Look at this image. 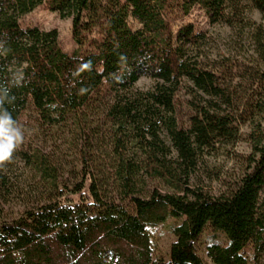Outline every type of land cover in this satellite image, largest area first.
<instances>
[{"label": "trees", "instance_id": "1", "mask_svg": "<svg viewBox=\"0 0 264 264\" xmlns=\"http://www.w3.org/2000/svg\"><path fill=\"white\" fill-rule=\"evenodd\" d=\"M41 6L71 18L75 51L22 26ZM194 8L230 29L238 54L213 56L193 23L175 25ZM251 10L264 15V0H0V92L14 97L0 111L23 135L0 162V264H204V232L212 264H264V26ZM141 76L150 89L134 87ZM69 123L86 168L71 188L53 149ZM241 139L244 172L214 175L225 191L191 184L205 156ZM160 227L173 236L164 254Z\"/></svg>", "mask_w": 264, "mask_h": 264}, {"label": "rangeland", "instance_id": "2", "mask_svg": "<svg viewBox=\"0 0 264 264\" xmlns=\"http://www.w3.org/2000/svg\"><path fill=\"white\" fill-rule=\"evenodd\" d=\"M250 19L262 23L264 26V15L257 10H251ZM22 26L33 25L41 30L55 29L58 34V41L61 49L67 53H72L77 48V43L72 36V21L71 18H61L58 13L51 11L43 6L37 7L31 12L23 15L20 18ZM186 23H193L197 29L204 32L207 36V44L205 50L209 51L213 56L222 55H236L238 51L233 43V35L230 29L222 24L210 25L203 12L198 8H194L186 17L175 23L176 26ZM244 55H250L247 47L244 48ZM154 80L141 76L135 82L134 87L138 90L146 91L152 87ZM177 105V119L179 122H185L186 113L190 110L188 101L191 97L186 93V90H180L176 98ZM92 117V116H91ZM262 130L264 132V121L262 122ZM65 133L59 134L56 140L55 149L56 158L61 166L60 181L62 185L71 188L75 183L80 181L82 174H84L85 164L82 156L83 138H79L74 131V125L68 124ZM252 131V127L248 124L240 127V132L243 138ZM166 142L169 144L168 138L165 136ZM251 152L249 143L243 139L239 140L234 146H227L219 149L214 155L205 156L204 162L199 165L196 173L191 179V184L202 185L213 195H219L226 190V186L222 184V180L215 178L214 175L219 173L220 179L231 180L240 176L245 169L244 162L236 155H248ZM213 177L211 178L210 176ZM20 206L18 203H10L6 207L5 213H16ZM210 233L204 232L196 243V251L204 264H212L210 258L207 256L205 247L209 241ZM155 241L157 248L161 253H165L168 249L173 236L169 233L166 227H160L155 230ZM250 260V253L246 249L245 252Z\"/></svg>", "mask_w": 264, "mask_h": 264}, {"label": "clouds", "instance_id": "3", "mask_svg": "<svg viewBox=\"0 0 264 264\" xmlns=\"http://www.w3.org/2000/svg\"><path fill=\"white\" fill-rule=\"evenodd\" d=\"M6 99H14V97H9L8 89L4 88V91L0 92V102ZM22 139V131L11 114L7 110L0 111V162L12 156Z\"/></svg>", "mask_w": 264, "mask_h": 264}]
</instances>
